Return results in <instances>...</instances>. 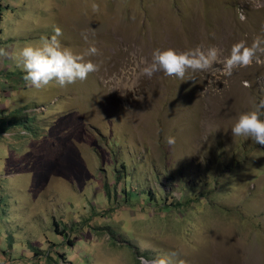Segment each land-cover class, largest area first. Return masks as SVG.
Instances as JSON below:
<instances>
[{
    "label": "rangeland",
    "instance_id": "1",
    "mask_svg": "<svg viewBox=\"0 0 264 264\" xmlns=\"http://www.w3.org/2000/svg\"><path fill=\"white\" fill-rule=\"evenodd\" d=\"M57 27L99 71L38 90L0 56V264H264V145L231 133L264 64L140 75L157 48L264 37V0H0L8 53Z\"/></svg>",
    "mask_w": 264,
    "mask_h": 264
},
{
    "label": "clouds",
    "instance_id": "2",
    "mask_svg": "<svg viewBox=\"0 0 264 264\" xmlns=\"http://www.w3.org/2000/svg\"><path fill=\"white\" fill-rule=\"evenodd\" d=\"M93 12L99 11V5H91ZM239 19L243 22L246 17L241 13ZM62 30L57 27L54 34L44 37L37 45H26L17 52L8 53L0 49V56L9 57L17 62V66L25 73L24 81L35 89H43L55 83L60 88H66L77 81L83 82L89 74L99 71V65L87 57L100 54L94 44L82 53H75L69 47L61 44L59 37ZM85 42H88V34L81 33ZM264 37H255L251 44L240 40L231 45L227 56H223L220 49L215 46L207 48L196 46L185 51H177L174 48L154 49L150 62H145L140 69V75L151 79L156 73L162 72L166 77L185 80L186 74L193 75L201 72L219 71L223 76L230 77L235 71L248 68L256 63L264 64ZM216 66H219L218 68ZM250 86L245 82V87ZM264 98L253 105L252 110L241 113L231 127L234 137H245L252 142L264 145ZM165 142L169 146L175 145V137H166ZM147 245L141 244V248ZM140 264H170L164 257L147 259L139 257ZM183 264V262H181Z\"/></svg>",
    "mask_w": 264,
    "mask_h": 264
},
{
    "label": "trees",
    "instance_id": "3",
    "mask_svg": "<svg viewBox=\"0 0 264 264\" xmlns=\"http://www.w3.org/2000/svg\"><path fill=\"white\" fill-rule=\"evenodd\" d=\"M150 194V193H149ZM108 195H109V191H108ZM164 208H167V209H169V207H166V206H164ZM56 225H57V223H56Z\"/></svg>",
    "mask_w": 264,
    "mask_h": 264
},
{
    "label": "crops",
    "instance_id": "4",
    "mask_svg": "<svg viewBox=\"0 0 264 264\" xmlns=\"http://www.w3.org/2000/svg\"><path fill=\"white\" fill-rule=\"evenodd\" d=\"M3 110V108H1V106H0V111H2ZM4 132H2V134H3Z\"/></svg>",
    "mask_w": 264,
    "mask_h": 264
}]
</instances>
